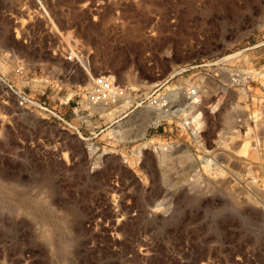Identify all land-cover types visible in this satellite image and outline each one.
<instances>
[{
	"label": "rangeland",
	"instance_id": "obj_1",
	"mask_svg": "<svg viewBox=\"0 0 264 264\" xmlns=\"http://www.w3.org/2000/svg\"><path fill=\"white\" fill-rule=\"evenodd\" d=\"M74 41L83 68L61 55ZM1 52L15 89L70 98L88 72L131 97L84 124L75 96L77 132L0 79V264H264V0H0ZM235 67L253 74L233 84ZM192 84L201 142L170 116L153 122L152 99L180 91L183 106Z\"/></svg>",
	"mask_w": 264,
	"mask_h": 264
},
{
	"label": "built area",
	"instance_id": "obj_2",
	"mask_svg": "<svg viewBox=\"0 0 264 264\" xmlns=\"http://www.w3.org/2000/svg\"><path fill=\"white\" fill-rule=\"evenodd\" d=\"M69 50L63 48L64 53L61 51V55L64 60L73 62L75 64H80L81 68L85 67L82 63L86 61L82 49L74 41V45H68ZM4 53H0L1 59L3 58ZM80 68V67H79ZM228 68V67H226ZM233 72L231 73V80L233 84L242 85L244 78L242 77L243 73L240 67L232 68ZM27 65L24 60H20L16 56V73L23 77L26 75ZM89 83L84 88L81 89V83L78 86L76 93L72 97H67L66 95L61 94L62 88L56 90V87L50 88V84L47 86H40L36 90V94L40 93L45 99L37 97L36 94H31L26 91L28 86L20 87L16 84V89L14 86L7 82L3 76L0 74V79L5 81L12 92L16 94L17 104L26 109H36L44 111L48 114L51 121H58L63 129H72L77 132H82V123L85 124L87 118H95L101 116V109H111L116 105H120L126 101L131 93V89L123 87L121 85H116L114 80L109 76L104 74H89ZM33 80V79H32ZM78 85V84H77ZM52 86V85H51ZM74 86V85H73ZM186 102L181 106L180 99L178 95L171 94H162L151 100V104L160 112V114L165 117L170 116L172 120L180 122L182 128L190 133V136L197 142H201L202 135L200 127L198 126L199 120L194 119L197 109L202 105L204 100L203 90L195 84L189 85L185 88ZM76 96L77 100L75 101V107L72 112L76 115L77 118L81 120V125H78L74 119L68 117V112L65 107L71 102ZM48 99L55 101V104L48 102ZM202 116V115H201ZM174 122V121H172ZM237 123V132L242 133L243 124L242 120H238ZM160 149L167 150L170 147V144H165L163 146L158 145ZM203 147V145H201ZM206 161L208 164H216L213 160L207 158L211 155V151L206 153ZM235 181L237 178L240 179L237 173H233L231 176Z\"/></svg>",
	"mask_w": 264,
	"mask_h": 264
},
{
	"label": "bare ground",
	"instance_id": "obj_3",
	"mask_svg": "<svg viewBox=\"0 0 264 264\" xmlns=\"http://www.w3.org/2000/svg\"><path fill=\"white\" fill-rule=\"evenodd\" d=\"M228 58V57H227ZM85 64V63H84ZM244 74L246 75V76H244L243 78H245V77H248L249 75H252L253 73H251V72H249V71H247V70H245L244 69ZM107 76H109L112 80H114V82H115V84L117 85V82H116V80L114 79V77H113V75L111 76V75H107ZM212 81V80H211ZM215 84H214V86H216V90L217 89H223L224 91H226V93H228L227 92V90H230V93H229V101H230V103L231 104H233V107H236V92H235V90H231V88H230V86H228V85H226V84H224L223 86H217L216 85V83L217 82H214ZM219 84V83H218ZM222 84V83H221ZM220 84V85H221ZM253 89H250V91H252ZM179 93H181L180 91H178ZM178 92H174V94L175 95H177L178 94ZM223 97V96H222ZM228 97V96H227ZM130 98V97H129ZM221 99H224V98H220L219 99V102L214 106V107H217V106H219L220 105V103L223 101V100H221ZM227 99V98H226ZM203 102H204V100H203ZM203 105V104H202ZM200 107H202V106H200ZM200 107L197 109V111H196V114L194 115V119L195 120H197L198 118H200L201 117V115H202V111H201V109H200ZM124 110H125V107H124ZM118 112H120V111H118ZM124 112V111H123ZM117 113V112H116ZM109 114H110V112H109ZM113 114H115V113H113ZM108 115V114H107ZM121 115V114H120ZM227 116V115H226ZM142 117V116H141ZM160 117H161V114H156L155 115V119L153 120V122L154 123H156V121H159V119H160ZM228 118V117H227ZM226 118V119H227ZM111 119V118H110ZM138 119H141L140 117L138 118ZM228 121V120H227ZM201 124V121H199V125ZM129 129V128H128ZM116 132H118V131H116ZM147 137V130H146V128L142 131V133H141V138H146ZM133 141H135V140H137V138H133L132 139ZM150 141V140H149ZM147 144H148V141H147V143H143V145H141L140 147H138V148H136L135 150H134V152L136 153V154H140V153H142V151H143V148L144 147H146L147 146ZM166 158V157H165Z\"/></svg>",
	"mask_w": 264,
	"mask_h": 264
},
{
	"label": "crops",
	"instance_id": "obj_4",
	"mask_svg": "<svg viewBox=\"0 0 264 264\" xmlns=\"http://www.w3.org/2000/svg\"><path fill=\"white\" fill-rule=\"evenodd\" d=\"M101 133V132H100Z\"/></svg>",
	"mask_w": 264,
	"mask_h": 264
}]
</instances>
